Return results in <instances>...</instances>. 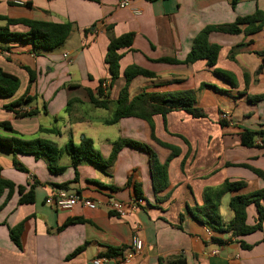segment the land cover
Masks as SVG:
<instances>
[{"label": "crops", "instance_id": "1", "mask_svg": "<svg viewBox=\"0 0 264 264\" xmlns=\"http://www.w3.org/2000/svg\"><path fill=\"white\" fill-rule=\"evenodd\" d=\"M120 1L29 0L31 7L26 8L0 0V16L7 19L72 24L65 43L49 52L36 53L30 42L0 41V69L19 80L13 96L0 97V123H6L23 139H62L75 128L79 140L89 138L102 159L108 158L112 143L119 138L145 145L159 164L167 161L173 150L167 164V185L155 191L148 153L128 146L104 171L80 163L77 180L69 158H63L65 154L59 161L65 171L52 175L41 159L0 150V178L15 187L8 199L7 190L0 196V264H93L107 253L112 257L103 264H159L178 257L186 264H264V221L260 230L231 241L226 231L233 218L228 208L230 198L264 191V136L256 137L261 147L245 148L239 141L244 129L264 133V100L252 99L264 97V22L252 33L245 32L247 25H241L235 35L209 34L208 43L219 47L214 68L204 60L180 65L159 62L162 58L183 61L193 39L206 26L232 24L256 12L264 17V0H129L125 8L118 6ZM4 25L0 21V27ZM9 31L23 33L26 29L11 26ZM124 34L132 35V46L119 51V77L110 83L104 63L109 38ZM130 66L153 76L133 78L129 99L142 92L191 90L193 107L204 117L196 119L183 111H172L164 118L153 116L151 126L135 118L104 125L102 120L112 116V105L125 84L123 72ZM27 69L34 75L32 82ZM214 69L229 73L232 83L215 75ZM100 82L104 96L112 103L105 110L111 113L109 117L88 103L85 90L95 92ZM23 96L29 103L15 110L20 114L35 111V115L20 117L5 109ZM39 129H56L59 134ZM0 136L10 134L0 129ZM66 143L56 144L63 147ZM13 158L26 173L14 168ZM225 180L243 182L244 187L221 198L223 231L216 233L208 227V234L190 210L203 204L204 189L220 186ZM35 183L34 203L18 205L17 187L28 190ZM64 183L65 190L95 202L96 209L76 205L63 213L45 204L58 190L53 185ZM133 185L139 186L140 196ZM113 201L131 209L118 217L110 210ZM72 218L83 223L58 229ZM256 221L251 205L246 210V224L252 226ZM19 224L23 225L21 250L9 238V229ZM133 236L141 239L142 249L122 261ZM77 248L82 250L72 255Z\"/></svg>", "mask_w": 264, "mask_h": 264}, {"label": "trees", "instance_id": "2", "mask_svg": "<svg viewBox=\"0 0 264 264\" xmlns=\"http://www.w3.org/2000/svg\"><path fill=\"white\" fill-rule=\"evenodd\" d=\"M30 8L31 5L27 2L24 6ZM0 21H3L5 25L0 27V41L3 42H30L36 53L38 52H49L60 46H62L67 37L69 36L72 24L69 22L65 23H53L45 21H36L32 19H7L0 16ZM264 22V17L260 12H256L252 16L239 18L232 24L219 25V26H206L198 35L193 39L191 49L186 55L183 61L175 59L162 58L159 62L180 65V64H192L199 60H204L208 67L214 68L218 56L219 47L216 45L209 44L207 38L211 33H222L235 35L240 33V26L247 25L248 28L245 30L247 33L258 31ZM11 26H22L26 29V32H10ZM132 46V35L124 34L119 37H110L107 45L106 54L104 57V63L107 65L108 72L110 75V83H113L119 77V61L122 57L121 50H130ZM2 50V49H0ZM28 70V69H27ZM29 80L32 82L34 79L33 73L28 70ZM213 73L225 81L232 83V77L229 73L213 70ZM137 76L152 77L153 74L146 70L140 69L136 66H130L123 72V78L125 79L124 86L120 89L117 100L111 103L110 100L103 94V89L99 83V87L95 92L86 89L88 103L96 109L107 110L112 105L114 111L111 117L103 119L102 123L106 126L115 125L121 119L135 118L147 122L150 126L152 125V117L159 115L164 118L168 113L172 111H183L190 115L192 118H202L203 113L193 107L194 104V93L189 91L170 93V94H152L142 92L133 98L129 99L128 87L131 80ZM19 88V80L17 77L7 74L0 69V97L8 98L13 96ZM253 100L261 99L264 97H253ZM24 102L29 103V98L21 97L20 99L5 106V109L13 111L16 116L23 117L35 115V111L29 113H19L16 108H20ZM46 112L45 109L42 111ZM224 125L223 122L220 123ZM0 129L9 132V137L0 136V150L11 152L12 154H25L33 156L36 160H43L47 165L48 171L52 175H61L66 167L59 165V161L63 154H65L69 160L70 165L74 169L75 178L77 180L78 173L77 167L80 163L86 162L90 165L105 170L114 164L119 151L123 147H131L136 149L144 150L149 155V168L151 172V178L153 182V189L155 191L164 189L167 185V164L169 160L174 156L172 150L171 155L167 161L163 164L157 162L156 156L148 150V148L136 141L119 138L112 143L111 152L107 159H102L100 154L94 150L92 141L85 136H82L79 143L75 145L72 139H69L63 147H59L55 142L40 139H23L6 123H0ZM39 132L46 134L58 135L59 132L56 129H39ZM263 132H255L250 130H242L239 133L240 145L245 148L261 147L256 144V137H263ZM153 137V135H152ZM164 146V145H163ZM263 146V145H262ZM14 168L19 171L26 173L27 170L19 164L15 158L12 160ZM258 176H262V173L250 168ZM128 183H130L128 181ZM38 183L32 185L28 190L19 186L17 192L19 194L18 205L33 204L35 199L34 187ZM57 189H66L67 184L53 185ZM135 193L139 196L141 191L138 190V185H133ZM244 187V183L240 181H228L225 180L220 186L209 187L203 191V204L199 207H194L190 210L191 216L194 220L202 224L203 226L210 227L214 232L221 233L223 231L221 225V217L219 215V206L221 198L230 192H238ZM14 184L10 181L3 180L0 178V196L3 191L7 190V198L11 196L14 190ZM140 189V188H139ZM261 201L264 202V191H256L251 194L235 195L230 198L228 202V208L233 213V218L226 227V231L229 232L230 237L228 241L234 238L246 236L253 233L256 230H260L264 221V206L261 205ZM253 205L257 214V221L254 225L249 226L246 224V210L249 206ZM113 213V212H112ZM115 214V213H113ZM83 223L81 219L72 218L66 220L63 225L58 228L59 230L65 228L68 225ZM23 229V225L19 224L9 229V238L18 250H21L20 235ZM219 242V241H217ZM244 248L248 246L243 245ZM82 248H77L72 255L81 251ZM71 255V256H72ZM103 257H112L111 253H107ZM68 259V258H67ZM159 264H186L183 257H178L170 261H160Z\"/></svg>", "mask_w": 264, "mask_h": 264}, {"label": "built area", "instance_id": "3", "mask_svg": "<svg viewBox=\"0 0 264 264\" xmlns=\"http://www.w3.org/2000/svg\"><path fill=\"white\" fill-rule=\"evenodd\" d=\"M11 2L14 5L17 6H24L29 0H11ZM129 4V0H121L119 2L120 8H125ZM104 89H106L105 83L102 85ZM258 146L262 145V142L258 141L256 142ZM45 204L52 206L56 211L59 212H71L76 205H80L81 207L88 209V210H94L96 209L95 202H92L88 199L82 198L79 195L75 193H70L65 189H58L54 192L51 197L47 198L45 200ZM128 205H125L121 202L113 201L110 203V210L115 213L116 216L122 217L125 216L130 210ZM203 229L210 234L209 228L206 226H203ZM142 249V241L136 236L132 237V243H131V249L129 252L125 254V256L122 258V261H127L131 258H133L134 255L139 253ZM110 259L108 257H98L92 261L93 264H103L108 262Z\"/></svg>", "mask_w": 264, "mask_h": 264}, {"label": "rangeland", "instance_id": "4", "mask_svg": "<svg viewBox=\"0 0 264 264\" xmlns=\"http://www.w3.org/2000/svg\"><path fill=\"white\" fill-rule=\"evenodd\" d=\"M70 111V109H69ZM98 113H102L104 114V116L106 117H109L110 116V112L109 111H105V110H97ZM63 125H60V127H62ZM99 127H103L104 126H99ZM106 128V127H105ZM108 131H110L112 128H108ZM77 133V130L75 128H71L70 131H68L66 134H65V137L62 136V139H60L58 136H52L50 140H53L54 142L58 143L59 146H61V144H63V142H67L69 139H73L75 145L78 144L79 142V137L76 135ZM72 136V137H71ZM81 138V137H80ZM64 159H67L68 157L66 155L63 156Z\"/></svg>", "mask_w": 264, "mask_h": 264}]
</instances>
